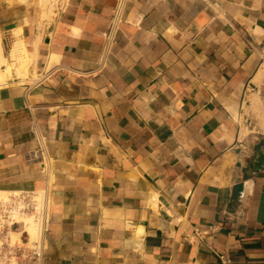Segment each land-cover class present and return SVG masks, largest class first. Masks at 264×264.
Wrapping results in <instances>:
<instances>
[{
    "label": "crops",
    "instance_id": "crops-1",
    "mask_svg": "<svg viewBox=\"0 0 264 264\" xmlns=\"http://www.w3.org/2000/svg\"><path fill=\"white\" fill-rule=\"evenodd\" d=\"M120 2L0 0L39 75L0 88V191L47 192L43 264H264V0H125L108 48Z\"/></svg>",
    "mask_w": 264,
    "mask_h": 264
},
{
    "label": "built area",
    "instance_id": "built-area-1",
    "mask_svg": "<svg viewBox=\"0 0 264 264\" xmlns=\"http://www.w3.org/2000/svg\"><path fill=\"white\" fill-rule=\"evenodd\" d=\"M125 0H121L118 13L111 27V35L108 38V48L113 42L112 32L119 22ZM107 48V50H108ZM237 124L244 144L248 138L258 142L261 135L256 129L251 118L237 117ZM34 158L35 155L33 154ZM6 203H0V264H43L47 236L51 223L50 199L46 191H19ZM27 215L34 218L39 226L41 239L34 243L14 242L12 233L18 226L19 216ZM16 232V231H15ZM223 264H232L224 256L221 257Z\"/></svg>",
    "mask_w": 264,
    "mask_h": 264
},
{
    "label": "bare ground",
    "instance_id": "bare-ground-1",
    "mask_svg": "<svg viewBox=\"0 0 264 264\" xmlns=\"http://www.w3.org/2000/svg\"><path fill=\"white\" fill-rule=\"evenodd\" d=\"M58 3H61L63 7L65 0H39L43 21L51 19L56 14L58 15L56 13ZM13 34L18 38L21 30H15ZM35 61V55L27 52L26 45L23 41L17 39L11 49V53L9 56H6L0 40V88H5L12 84H26L38 81L39 75L32 69ZM14 193L0 191V203L8 202L11 197L17 195ZM17 223L16 232L14 231L12 233L14 242L25 243L27 241L26 243H34L41 239L39 226L33 217L27 215L19 216Z\"/></svg>",
    "mask_w": 264,
    "mask_h": 264
},
{
    "label": "rangeland",
    "instance_id": "rangeland-1",
    "mask_svg": "<svg viewBox=\"0 0 264 264\" xmlns=\"http://www.w3.org/2000/svg\"><path fill=\"white\" fill-rule=\"evenodd\" d=\"M61 8H62V4H61V3H58V4H57V7H56V13L59 14V11L61 10ZM57 16H58V15L56 14V16H54V17H52L51 19L47 20V22H49V23L53 22V21L56 19ZM34 83H35V82H34ZM30 84L32 85L33 83H30Z\"/></svg>",
    "mask_w": 264,
    "mask_h": 264
}]
</instances>
